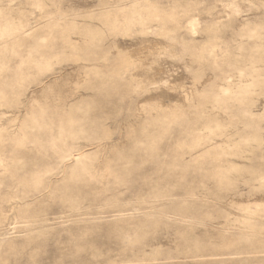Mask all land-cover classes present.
Listing matches in <instances>:
<instances>
[{
	"label": "rangeland",
	"instance_id": "rangeland-1",
	"mask_svg": "<svg viewBox=\"0 0 264 264\" xmlns=\"http://www.w3.org/2000/svg\"><path fill=\"white\" fill-rule=\"evenodd\" d=\"M0 264H264V0H0Z\"/></svg>",
	"mask_w": 264,
	"mask_h": 264
}]
</instances>
